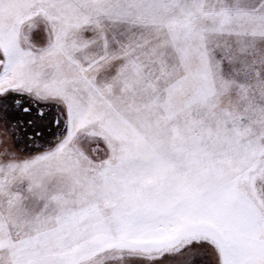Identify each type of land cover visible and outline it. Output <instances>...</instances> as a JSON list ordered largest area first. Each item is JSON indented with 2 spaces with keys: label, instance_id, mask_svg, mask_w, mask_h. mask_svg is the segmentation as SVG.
I'll list each match as a JSON object with an SVG mask.
<instances>
[{
  "label": "snow or ice",
  "instance_id": "6c2138e0",
  "mask_svg": "<svg viewBox=\"0 0 264 264\" xmlns=\"http://www.w3.org/2000/svg\"><path fill=\"white\" fill-rule=\"evenodd\" d=\"M0 264H264V0H0Z\"/></svg>",
  "mask_w": 264,
  "mask_h": 264
}]
</instances>
